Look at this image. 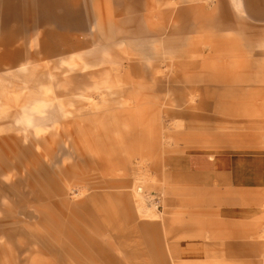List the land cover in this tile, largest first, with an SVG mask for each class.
<instances>
[{"label": "rangeland", "instance_id": "obj_1", "mask_svg": "<svg viewBox=\"0 0 264 264\" xmlns=\"http://www.w3.org/2000/svg\"><path fill=\"white\" fill-rule=\"evenodd\" d=\"M12 1L18 16H0V264H264V21L245 0H70L74 27ZM220 3L257 52L204 23ZM181 8L199 22L186 32ZM57 41L78 44L54 55Z\"/></svg>", "mask_w": 264, "mask_h": 264}, {"label": "crops", "instance_id": "obj_2", "mask_svg": "<svg viewBox=\"0 0 264 264\" xmlns=\"http://www.w3.org/2000/svg\"><path fill=\"white\" fill-rule=\"evenodd\" d=\"M187 0H182V2H185ZM240 0H237V2ZM35 3L40 4L39 10H40V20L41 21H47V20H51L53 22L59 23L60 25L64 26V27H74V26H78L79 24L77 22H80L79 17H82V12H80L77 8L72 6V2L70 0H34ZM246 4H247V12L248 15L254 19L255 21H264V0H245ZM21 5H24L25 2L23 0L20 1ZM33 3V2H32ZM12 4V7L10 6ZM178 4V2H174L173 5L176 6ZM53 5L58 6V11L54 12V8L51 7ZM258 9V10H257ZM10 10L15 11L14 15H16L15 17L18 16L19 12H18V7L16 6V2L12 1V0H0V16L2 19V22H10V20L12 19V17H10V14H8L7 12H9ZM192 10L190 8H181L178 11V18H183L184 21L186 22L184 25V32H186V30H190L191 25L188 22H191L190 18L192 16ZM2 13V14H1ZM14 17V18H15ZM207 19L205 20V24L206 25H211L214 26L216 28H221V29H231L233 31L239 32L240 34H242V38L244 41V45H243V50H248L251 54L255 53L258 51V46L255 42H257L256 40L258 39L256 35H254L253 33H248L246 30H248V25L242 20V19H238L235 17L231 16V13L229 12L227 5L226 4H221L219 5V9L216 11L215 14L211 15V16H206ZM183 21V22H184ZM138 23V36L140 37L141 40H143L142 38L146 37L149 33V31L144 27L143 22H137ZM199 22H191L192 26H197ZM144 30V31H143ZM183 30L181 32H183ZM142 34L145 33V34ZM179 33L181 36H183L185 33ZM248 33V34H247ZM174 34V33H173ZM177 35V34H174ZM50 44V43H49ZM78 42H75L74 46L69 44V43H64V42H60L57 41L56 46H55V50L54 55H61L63 54L64 51H70L72 49H74L77 46ZM74 57H70L68 59H63V60H72ZM63 67V66H62ZM61 67V68H62ZM64 68H66L68 70V74H71L73 71L71 70V67H66L64 66ZM252 75V74H250ZM224 76V75H223ZM227 76V75H226ZM218 78H221V76H216ZM248 81V80H247ZM101 87V89L104 87L103 84H95ZM205 159V160H204ZM198 160H200L201 162L204 163V165H207L210 163V161H207L206 158H199ZM188 246H191L192 248H188V252H191L192 256H196V254L201 252V248L199 245H197L196 243H192L189 242L187 243ZM179 253L181 251V253L183 254L184 250L187 251V249H184L183 246L179 249ZM170 254L175 257L172 253L171 250L169 251ZM55 261H57L56 259V254H54ZM49 259V258H48ZM9 261L6 262V264H14L13 263V259L10 256ZM42 260V259H40ZM44 260H47L44 259ZM26 261V260H24ZM38 262V260H37ZM58 262V261H57ZM175 264V263H173Z\"/></svg>", "mask_w": 264, "mask_h": 264}, {"label": "bare ground", "instance_id": "obj_3", "mask_svg": "<svg viewBox=\"0 0 264 264\" xmlns=\"http://www.w3.org/2000/svg\"><path fill=\"white\" fill-rule=\"evenodd\" d=\"M144 31V30H143ZM141 32V31H140ZM141 34H142V32H141ZM143 34H145V33H143ZM142 34V35H143ZM72 64H74L73 62H72ZM70 66V65H69ZM95 86V89H99L100 88V86H98V85H94ZM104 86V85H103ZM139 191L141 192L142 191V189H139Z\"/></svg>", "mask_w": 264, "mask_h": 264}]
</instances>
